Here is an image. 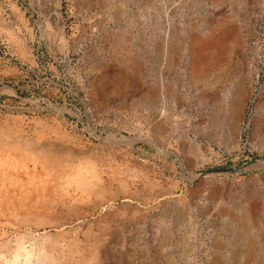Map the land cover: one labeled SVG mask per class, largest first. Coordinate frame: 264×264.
Listing matches in <instances>:
<instances>
[{"label": "rangeland", "instance_id": "374dc122", "mask_svg": "<svg viewBox=\"0 0 264 264\" xmlns=\"http://www.w3.org/2000/svg\"><path fill=\"white\" fill-rule=\"evenodd\" d=\"M17 145L0 228L47 204L63 162L130 203L106 264H264V0H0V146Z\"/></svg>", "mask_w": 264, "mask_h": 264}, {"label": "bare ground", "instance_id": "6f19581e", "mask_svg": "<svg viewBox=\"0 0 264 264\" xmlns=\"http://www.w3.org/2000/svg\"><path fill=\"white\" fill-rule=\"evenodd\" d=\"M20 149L18 145L0 146V159L18 158ZM54 163L59 170L40 186L45 197L52 199H46L45 206L20 210L16 223L0 228V264H16L23 256L25 264H32L34 258L36 264H106L102 237L129 218L130 203L122 198L124 201L116 206L113 195L107 197L85 188L79 182L78 169H73L78 177L72 178L71 164ZM10 227L13 232L9 234L2 230ZM6 234L8 238L3 240ZM10 255L12 261H7Z\"/></svg>", "mask_w": 264, "mask_h": 264}, {"label": "trees", "instance_id": "16d2710c", "mask_svg": "<svg viewBox=\"0 0 264 264\" xmlns=\"http://www.w3.org/2000/svg\"><path fill=\"white\" fill-rule=\"evenodd\" d=\"M222 167H225V166H216V167H214V168H222Z\"/></svg>", "mask_w": 264, "mask_h": 264}, {"label": "water", "instance_id": "95a60500", "mask_svg": "<svg viewBox=\"0 0 264 264\" xmlns=\"http://www.w3.org/2000/svg\"><path fill=\"white\" fill-rule=\"evenodd\" d=\"M255 83H256V80H255Z\"/></svg>", "mask_w": 264, "mask_h": 264}]
</instances>
